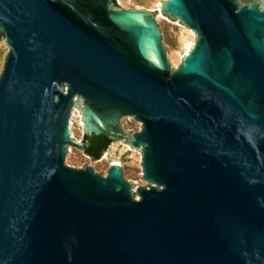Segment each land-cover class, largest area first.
<instances>
[{"label":"water","instance_id":"95a60500","mask_svg":"<svg viewBox=\"0 0 264 264\" xmlns=\"http://www.w3.org/2000/svg\"><path fill=\"white\" fill-rule=\"evenodd\" d=\"M111 4L0 0V264H264V4L166 2L199 37L178 69ZM80 99L88 135L142 122L140 198L118 164L68 165Z\"/></svg>","mask_w":264,"mask_h":264},{"label":"rangeland","instance_id":"374dc122","mask_svg":"<svg viewBox=\"0 0 264 264\" xmlns=\"http://www.w3.org/2000/svg\"><path fill=\"white\" fill-rule=\"evenodd\" d=\"M169 0H112L111 8L125 9L129 11L142 10L151 13L157 26L164 32L170 51L175 61L176 67L180 66L186 56L187 44H191L189 52L192 50L199 37L196 31L190 28L181 17L172 14L165 9V3ZM258 3L263 6L264 0H243V5ZM242 5V6H243ZM11 50L5 35L0 34V76L4 69L6 57ZM82 99H80L75 112L73 131L75 141L83 143L87 129L83 123V113L81 111ZM120 125L126 139H113L108 148L102 153L99 159H94L84 150L76 145H71L68 165L75 168L92 167L104 176H107L111 165L118 164L132 185L137 196L138 187H151L152 183L143 177V151L141 147L131 144L133 134L141 131L143 124L132 115H125L120 119ZM107 155L106 157H104Z\"/></svg>","mask_w":264,"mask_h":264},{"label":"trees","instance_id":"16d2710c","mask_svg":"<svg viewBox=\"0 0 264 264\" xmlns=\"http://www.w3.org/2000/svg\"><path fill=\"white\" fill-rule=\"evenodd\" d=\"M0 34H4L2 31H0ZM84 140H87L90 142L88 146H86V153L90 156H92L94 159H99L102 156V153L108 148L110 143L112 142V139L109 137H106L104 135H85Z\"/></svg>","mask_w":264,"mask_h":264},{"label":"bare ground","instance_id":"6f19581e","mask_svg":"<svg viewBox=\"0 0 264 264\" xmlns=\"http://www.w3.org/2000/svg\"><path fill=\"white\" fill-rule=\"evenodd\" d=\"M133 17L135 18V20H137L139 23H143L146 24V15L142 12H137V13H133ZM191 48V44L188 43L187 44V49H186V55L189 53V50ZM107 155H105L104 157H106Z\"/></svg>","mask_w":264,"mask_h":264}]
</instances>
